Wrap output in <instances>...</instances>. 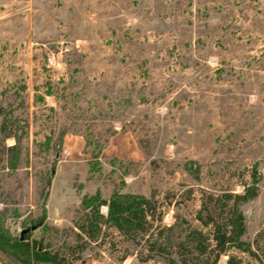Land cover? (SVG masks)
Wrapping results in <instances>:
<instances>
[{
  "label": "rangeland",
  "instance_id": "374dc122",
  "mask_svg": "<svg viewBox=\"0 0 264 264\" xmlns=\"http://www.w3.org/2000/svg\"><path fill=\"white\" fill-rule=\"evenodd\" d=\"M0 106L12 249L36 226L25 240L78 256L83 199L114 191L154 195L165 225L201 226L203 194L242 192L257 170L242 209L260 257L233 253L264 264V0H0ZM5 116L21 136L18 169ZM146 258L105 224L76 264H169Z\"/></svg>",
  "mask_w": 264,
  "mask_h": 264
},
{
  "label": "trees",
  "instance_id": "16d2710c",
  "mask_svg": "<svg viewBox=\"0 0 264 264\" xmlns=\"http://www.w3.org/2000/svg\"><path fill=\"white\" fill-rule=\"evenodd\" d=\"M1 111L3 107L0 106ZM12 122L5 116L1 124L3 138L13 137L16 143L9 147L14 151L10 167L18 169L21 160V136L7 128ZM65 132L59 136L60 147L63 144ZM95 148L93 157L99 160L102 149ZM113 160L117 161L118 158ZM121 163V161H118ZM257 170L252 173V183L245 184L244 191L237 192L223 190L218 194L206 192L203 194L202 206L196 218L201 226L185 225L186 219L175 216V221L170 225L163 224V206L154 195L140 193H121L114 191L109 199L84 198L83 214L81 221L76 222L80 253L71 257L70 252L61 254L52 252L44 245V237L34 239L20 238L23 249L9 247V235L4 227V213L0 211V249L16 264H76L82 259L87 245L98 241L104 225L116 228L129 240L143 247L147 253L146 259L161 257L169 264H221L223 256H227L226 264H243V259L234 254L239 250L247 252L255 259L260 255L254 249V242L247 238V226L242 206L255 198L260 189L257 179ZM51 176L47 179V186L51 185ZM206 195L208 200H206ZM49 191L44 198L48 199ZM108 206V214L101 212V206ZM76 246H69L75 251ZM28 250V252L26 251ZM33 252L35 258L33 257ZM39 257V258H38ZM246 264H254L248 261Z\"/></svg>",
  "mask_w": 264,
  "mask_h": 264
},
{
  "label": "water",
  "instance_id": "95a60500",
  "mask_svg": "<svg viewBox=\"0 0 264 264\" xmlns=\"http://www.w3.org/2000/svg\"><path fill=\"white\" fill-rule=\"evenodd\" d=\"M36 226H32L31 228L23 229L21 232V240L24 239L25 232L29 231L30 229H35ZM0 261L3 264H13L11 260L1 251L0 249Z\"/></svg>",
  "mask_w": 264,
  "mask_h": 264
},
{
  "label": "crops",
  "instance_id": "0c3cea01",
  "mask_svg": "<svg viewBox=\"0 0 264 264\" xmlns=\"http://www.w3.org/2000/svg\"><path fill=\"white\" fill-rule=\"evenodd\" d=\"M117 139H119V135H117V137H116ZM113 144V143H112ZM111 144V145H112ZM110 145V146H111ZM110 146H109V148H110ZM129 148H131L130 150H133V154L134 155H137V158L139 157V155H140V149H139V147L138 146H136L135 144H133L132 142L129 144ZM107 151H108V148H107Z\"/></svg>",
  "mask_w": 264,
  "mask_h": 264
}]
</instances>
